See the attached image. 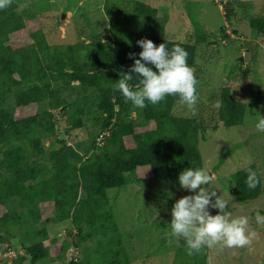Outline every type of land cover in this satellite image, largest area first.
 I'll return each mask as SVG.
<instances>
[{"label": "trees", "instance_id": "trees-1", "mask_svg": "<svg viewBox=\"0 0 264 264\" xmlns=\"http://www.w3.org/2000/svg\"><path fill=\"white\" fill-rule=\"evenodd\" d=\"M29 1L34 5L29 7L31 11L24 0H12L10 7L0 10V247L16 250L10 264H24L26 259L27 264H38L46 258L58 264H89L87 257L85 263L71 256L64 259L62 254L51 257L44 244L45 225L21 231L28 242H21L18 252L11 240L22 234H16L11 225L37 224L43 206L50 205L52 217H46L44 223L71 225L80 241L98 230L115 231L108 189L123 185L128 172L145 166L154 179L178 182L183 170L202 167L199 140L219 125L242 124L246 106L223 86L218 93L223 105L219 109L198 101L195 114L189 110L178 115L174 113L179 102L176 96L134 108L113 86L134 64L128 54L136 53L139 58L142 49L137 41L146 38L156 46L165 43L169 51L178 45L187 51V64L194 68L201 46L198 38L191 42L189 37H169L164 18L154 7L136 2L129 10L118 1L105 0L106 40L95 33L89 42L78 37L57 43L49 39L54 28L49 27L29 30L26 40L14 45L26 20L40 17L51 6L49 0ZM234 8L227 9L225 16ZM249 25L264 37V16H252ZM223 30L222 35L227 36ZM139 79L133 74L130 88L135 90ZM25 106H35L34 113L18 116L16 110ZM59 117L64 133L91 122L89 142L80 146L81 151L57 137ZM248 168L261 181L254 190L245 183ZM232 183L231 193L238 202L257 198L263 187L254 164L233 173ZM116 244L119 246L114 248ZM81 245L76 241L77 249ZM122 251L119 240L110 241L102 247L97 264H128L125 256L120 257Z\"/></svg>", "mask_w": 264, "mask_h": 264}, {"label": "rangeland", "instance_id": "rangeland-1", "mask_svg": "<svg viewBox=\"0 0 264 264\" xmlns=\"http://www.w3.org/2000/svg\"><path fill=\"white\" fill-rule=\"evenodd\" d=\"M49 1L51 6L48 11L42 12L40 17L26 20V27L13 39L14 45L26 40L29 30H47L49 27L54 28L48 37L57 43L71 42L78 37L89 42L95 33L106 40L104 35L109 22L103 11L105 0ZM114 1L129 10L136 2L154 7L164 18L165 32L169 37H189L191 42L198 38L201 46L192 70L198 81L196 90L200 104L213 109L223 86H228L232 95L245 103L242 124L231 127L219 125L216 130L208 131L205 139L199 140L198 149L202 158L201 168L212 177V182L203 186L205 190L215 191L217 196H222L228 202L226 213L231 218L247 216L249 228L256 231L257 237L247 247H204L200 252L188 255L185 241L171 234V210L177 200L194 193L181 188L179 182L152 178L146 166L128 172L123 185L107 190L115 231L98 230L90 238L80 241L74 236L76 230L73 226L54 221L44 223L46 217H52L53 207L50 205L43 206L37 224L28 222L22 228L16 225H11V228L19 234L45 225L47 238L44 244L51 257L62 254L64 259L71 256L83 259L84 263L88 258L89 264H97L101 260L99 254L102 247L117 240L123 250L120 257L125 256L128 264H264V226L255 221L257 211L264 215V133L258 132L255 127L261 116L264 117V37L249 25L252 16H264V0ZM23 3L29 10V7H34L29 0ZM232 7H235L233 13L225 16L226 10ZM222 28L227 36L222 35ZM81 58H85V55L82 54ZM34 111L35 106H25L18 108L16 114L23 116ZM188 111L187 106L180 102L174 106L175 114L186 115ZM86 124V127L64 133L59 117L56 122L57 137L64 138L81 151L80 146H86L89 142L91 122ZM99 139L101 137L97 141ZM46 145H49L48 141ZM250 164L259 169L262 191L257 198L238 202L231 193L232 175ZM218 212V209L209 208L212 215ZM25 217L27 213L23 214ZM11 241L14 248L19 250L21 242L27 243L28 238L22 234ZM63 241H67L65 248L62 247ZM76 241L83 244L81 247L84 249H77ZM15 251L0 247V264L11 260L9 255L16 254ZM27 263L28 259L24 261V264ZM38 264L58 262L46 258Z\"/></svg>", "mask_w": 264, "mask_h": 264}, {"label": "clouds", "instance_id": "clouds-1", "mask_svg": "<svg viewBox=\"0 0 264 264\" xmlns=\"http://www.w3.org/2000/svg\"><path fill=\"white\" fill-rule=\"evenodd\" d=\"M11 4L12 0H0V10ZM137 44L142 49L139 58H136V53L128 54L134 64L113 86V91H118L125 102L139 109H143L146 102L156 105L167 96H176L195 114L198 81L187 64V51L178 45L169 51L165 43L156 46L146 38L138 40ZM133 74L140 77L135 90L128 84ZM222 106L220 101L214 104L217 109ZM255 127L258 132L264 133V117L261 116ZM178 182L181 188L194 193L177 200L171 210V234L185 241L188 255L198 253L204 247L243 248L256 239L257 233L250 230L247 216L231 218L226 213L228 202L217 196L215 191L205 190L203 186L212 182L207 171L202 168L185 169L179 174ZM245 183L249 189H256L261 183L257 172L248 168ZM209 208L218 209V214H210ZM255 221L264 226V215L257 211Z\"/></svg>", "mask_w": 264, "mask_h": 264}, {"label": "water", "instance_id": "water-1", "mask_svg": "<svg viewBox=\"0 0 264 264\" xmlns=\"http://www.w3.org/2000/svg\"><path fill=\"white\" fill-rule=\"evenodd\" d=\"M245 57L247 58V54L245 55ZM242 59V58H240ZM65 105H63L62 107L59 108V110H62L64 108Z\"/></svg>", "mask_w": 264, "mask_h": 264}, {"label": "built area", "instance_id": "built-area-1", "mask_svg": "<svg viewBox=\"0 0 264 264\" xmlns=\"http://www.w3.org/2000/svg\"><path fill=\"white\" fill-rule=\"evenodd\" d=\"M9 256H14V253L12 255H9ZM11 261L9 260L8 262H6V264H10Z\"/></svg>", "mask_w": 264, "mask_h": 264}]
</instances>
